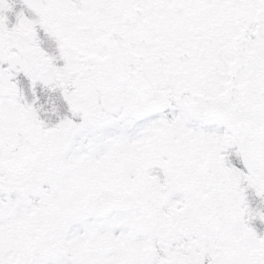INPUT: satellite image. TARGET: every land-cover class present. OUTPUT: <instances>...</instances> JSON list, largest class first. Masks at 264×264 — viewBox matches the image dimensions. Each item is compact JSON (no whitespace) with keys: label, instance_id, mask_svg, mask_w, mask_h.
Listing matches in <instances>:
<instances>
[{"label":"snow or ice","instance_id":"obj_1","mask_svg":"<svg viewBox=\"0 0 264 264\" xmlns=\"http://www.w3.org/2000/svg\"><path fill=\"white\" fill-rule=\"evenodd\" d=\"M0 264H264V0H0Z\"/></svg>","mask_w":264,"mask_h":264}]
</instances>
